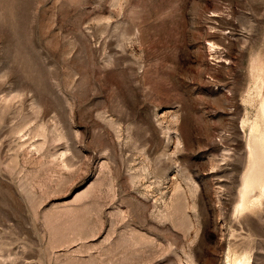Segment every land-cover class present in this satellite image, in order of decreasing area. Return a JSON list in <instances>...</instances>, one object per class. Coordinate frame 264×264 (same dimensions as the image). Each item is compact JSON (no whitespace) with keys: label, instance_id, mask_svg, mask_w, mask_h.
I'll list each match as a JSON object with an SVG mask.
<instances>
[{"label":"rangeland","instance_id":"obj_1","mask_svg":"<svg viewBox=\"0 0 264 264\" xmlns=\"http://www.w3.org/2000/svg\"><path fill=\"white\" fill-rule=\"evenodd\" d=\"M0 264H264V0H0Z\"/></svg>","mask_w":264,"mask_h":264},{"label":"bare ground","instance_id":"obj_2","mask_svg":"<svg viewBox=\"0 0 264 264\" xmlns=\"http://www.w3.org/2000/svg\"><path fill=\"white\" fill-rule=\"evenodd\" d=\"M212 48V47H211ZM257 146V145H256ZM257 153H258V147H257ZM225 154H223V156H224ZM259 160H257V162H258ZM258 177H260L259 175H257V176H254V178H258Z\"/></svg>","mask_w":264,"mask_h":264}]
</instances>
